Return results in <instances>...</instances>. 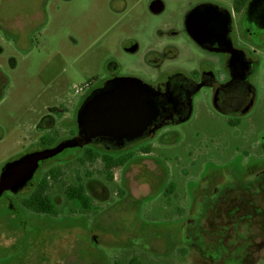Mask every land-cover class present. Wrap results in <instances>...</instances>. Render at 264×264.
<instances>
[{
    "label": "rangeland",
    "instance_id": "374dc122",
    "mask_svg": "<svg viewBox=\"0 0 264 264\" xmlns=\"http://www.w3.org/2000/svg\"><path fill=\"white\" fill-rule=\"evenodd\" d=\"M0 0V176L5 166L76 132L79 98L101 88L107 64L124 74L155 65L174 70L227 71L223 54L206 52L185 32V15L201 4L234 15L235 0ZM140 13V48H123ZM242 36L239 39L242 40ZM245 49L255 62L248 81L253 109L233 124L218 111L214 89L194 99L193 117L160 130L151 142L126 151L98 149L38 172H63L49 195L57 216L34 214L21 199H0V264H264V46ZM159 64V65H158ZM64 113L52 130H37L52 107ZM80 111V110H79ZM50 145V144H47ZM134 158L105 174L103 157ZM125 154V155H124ZM65 154L63 157H67ZM84 184L91 207L69 200L64 184Z\"/></svg>",
    "mask_w": 264,
    "mask_h": 264
},
{
    "label": "flooded vegetation",
    "instance_id": "af4514ba",
    "mask_svg": "<svg viewBox=\"0 0 264 264\" xmlns=\"http://www.w3.org/2000/svg\"><path fill=\"white\" fill-rule=\"evenodd\" d=\"M147 6L148 13L151 15L161 14L166 7L163 0H150ZM235 12L236 15H243L241 24L243 34L238 35V38H236L235 15L221 5L201 4L197 7H192L185 15L184 20L186 34L194 40L198 46L206 52L224 55V59H226L227 62L226 72L220 71V73L217 74L213 70L205 69V66H203L201 69L193 71L190 74L184 72V70H174L164 74H156L153 71H155L157 67L151 65L146 70H137L131 74H124L121 63L116 58L111 59L107 64V76L101 88L110 81L118 78L138 79L142 83L152 87L167 100L164 105V110L159 114L157 119L150 121L147 126H139L132 134V137L123 142V145H117V142H112L110 140L98 139L92 141L83 148H67L57 157L42 162L33 180L17 195L26 192H30L31 194L34 193L41 180L50 173L45 174L41 178L38 177L37 174L42 168L44 169L57 162H66L75 159L78 155L82 154V150L85 152L89 148L94 150L103 149L110 153H119L122 151L124 153V151L129 148L138 147L143 143H148V141L151 142V139L154 138L160 130L166 127L187 123L194 114V99L206 87L214 89L216 108L219 112L228 117L233 124L237 123V121L235 122L237 118L248 114L253 109L256 102V93L248 81L256 64L248 56V51L245 47L250 45L253 51L255 50V46H264V0H235ZM129 16H131L133 32L129 34L126 40L128 46H125L123 50L128 54H133L140 48L139 38L137 36H139L140 27L142 26L140 22L142 16H140V13H136L135 9L129 13ZM239 36L243 37L242 40L239 39ZM196 38L202 43H199ZM135 48L136 50H134ZM0 84H2L1 81ZM94 91L96 90H92L84 97L79 98L76 107L78 112L85 100ZM61 105L62 104H59L57 107H52L50 109L52 113L57 114L56 117L58 118L56 119L55 115L45 116L37 126L38 131L52 130L56 127L58 121L63 120L64 113L62 114L59 109ZM247 108L249 109L247 110ZM245 110L247 111L245 112ZM76 125V132L69 138L63 139L57 143H53V141L49 143L48 140H43L40 142V148L28 154L55 148L62 143H66L78 137L81 131L78 118ZM65 154L68 156L63 157ZM130 155L134 158V154L130 152L123 157H128ZM50 178L51 177H49V179ZM65 184L63 186L64 190L66 187ZM66 185L69 186L71 184ZM6 193L8 195H15L11 191H7Z\"/></svg>",
    "mask_w": 264,
    "mask_h": 264
},
{
    "label": "water",
    "instance_id": "95a60500",
    "mask_svg": "<svg viewBox=\"0 0 264 264\" xmlns=\"http://www.w3.org/2000/svg\"><path fill=\"white\" fill-rule=\"evenodd\" d=\"M165 102L157 91L138 79L110 81L82 104L78 113L81 128L78 137L55 148L27 154L5 166L0 176V199L7 191L18 194L33 180L42 162L57 157L67 148H83L98 139L123 145L139 126H147L158 118Z\"/></svg>",
    "mask_w": 264,
    "mask_h": 264
},
{
    "label": "trees",
    "instance_id": "16d2710c",
    "mask_svg": "<svg viewBox=\"0 0 264 264\" xmlns=\"http://www.w3.org/2000/svg\"><path fill=\"white\" fill-rule=\"evenodd\" d=\"M101 155L98 150L87 149L84 152L83 157L81 158V163L86 164L89 162H95ZM132 155L128 157H119L115 158L110 155H105L102 159L105 163V174L113 180V170L115 168L123 167L132 159ZM62 176L61 171H51L47 176H45L38 188L32 193L30 196L26 198H22L21 204L30 212L34 214H46L57 216L58 211L55 207V204L52 201V198L49 195V191L52 187V182L59 183V179ZM49 177H51L49 179ZM65 194L69 200L79 201L84 210H89L91 207V197L87 192V189L84 184H76V185H66L65 184ZM135 264H140L135 263Z\"/></svg>",
    "mask_w": 264,
    "mask_h": 264
}]
</instances>
